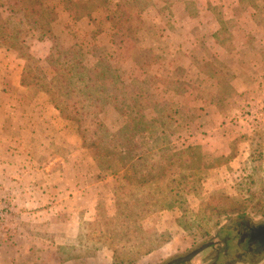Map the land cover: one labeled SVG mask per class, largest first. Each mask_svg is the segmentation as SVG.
Returning a JSON list of instances; mask_svg holds the SVG:
<instances>
[{"label": "rangeland", "instance_id": "374dc122", "mask_svg": "<svg viewBox=\"0 0 264 264\" xmlns=\"http://www.w3.org/2000/svg\"><path fill=\"white\" fill-rule=\"evenodd\" d=\"M52 2L60 43L122 72L146 139L115 100L78 114L64 89L54 106L50 40L0 41V264H168L219 241L233 261L264 222V0H110L94 22ZM14 195L51 196L15 215Z\"/></svg>", "mask_w": 264, "mask_h": 264}, {"label": "trees", "instance_id": "16d2710c", "mask_svg": "<svg viewBox=\"0 0 264 264\" xmlns=\"http://www.w3.org/2000/svg\"><path fill=\"white\" fill-rule=\"evenodd\" d=\"M69 2L72 4L71 15L75 19L86 17L90 22H94L97 20L94 17L95 12H101L107 20L111 19L110 7L108 9L110 0H104L103 4H97L96 0H69ZM256 9H258L257 5ZM55 14L56 5L52 0H0V41L8 48L16 47L25 42L23 33L29 34L32 31L39 40H50L51 48L46 60L54 74L50 86L45 90L51 95L54 106L63 110L57 99L64 89H67L69 99L73 100L67 103L66 109L71 108L78 114L90 113L89 108H95L94 112H96L109 99L115 100V107L123 116L128 120L129 117L131 119L136 117L129 121L134 124V128H138L137 120L141 122V138L146 139L144 131L149 121L144 116L138 118L141 109H136L137 104L124 95L131 87L125 85L122 72L104 58L95 57L97 63L86 62L85 51L78 43L69 46L60 43L52 30ZM114 24L118 25V23ZM107 90L109 93L105 95ZM97 92L100 93L97 95ZM98 122L97 118L92 120V123L98 124ZM116 142L118 144L120 141ZM121 143L123 145L124 141L121 140Z\"/></svg>", "mask_w": 264, "mask_h": 264}, {"label": "flooded vegetation", "instance_id": "af4514ba", "mask_svg": "<svg viewBox=\"0 0 264 264\" xmlns=\"http://www.w3.org/2000/svg\"><path fill=\"white\" fill-rule=\"evenodd\" d=\"M241 236L244 239H246V244L240 250H237V248H235L233 249V251H231V252H235V255L236 254L237 255L233 261H228L229 263L227 262V264H235V263L257 264V263H260L264 255V222L258 223L256 225L250 224L249 227H247V229L244 231V233L241 234ZM227 242H228V239L226 243ZM220 243L221 245L224 244L223 241H219L217 243L212 242V244L207 247V248H210V247L215 248L214 256L212 257V260H215L214 262L215 264H217V262L220 260V257L222 256L225 257L229 255L230 253L229 251L230 249L227 248L226 246L224 247H221V245L219 246ZM244 256H250L251 258L247 259V258H244ZM195 257H193L191 260H193ZM191 260L185 261L182 263H175V264H185V263H189Z\"/></svg>", "mask_w": 264, "mask_h": 264}, {"label": "crops", "instance_id": "0c3cea01", "mask_svg": "<svg viewBox=\"0 0 264 264\" xmlns=\"http://www.w3.org/2000/svg\"><path fill=\"white\" fill-rule=\"evenodd\" d=\"M9 105H11L10 103H9ZM11 112H9L8 114H6L5 116L7 117V118H9V119H11V118H16L15 117V115L17 114L16 112H14V110H12L14 107H13V105H11ZM26 114H27V112H26ZM20 115V114H19ZM21 116V115H20ZM5 117V118H6ZM18 118V117H17ZM16 118V119H17ZM19 119V118H18ZM26 119H28V118H26ZM21 123V122H20ZM17 125H14V127H16ZM22 126L23 127H21L20 129H19V131H21V129L23 130V131H25L26 133H29L30 132V130L31 131H33L34 130V128H36V127H32V125H29V124H27V123H22ZM28 127L30 128L29 130H28ZM0 134H1V132L3 131V128L2 127H0ZM19 134H20V132H19ZM22 134V133H21ZM31 134L33 135V134H35L34 132H31ZM0 137H1V135H0ZM11 149H12V147H11ZM11 149H9V150H11ZM8 149L7 150H4L3 151V153H10L11 151H9ZM13 150H15V149H13ZM5 166H7V167H9L10 165H8V164H5ZM50 196L51 195H14V198H13V196H12V198L14 199V208H15V215H16V213L18 214H25L26 212V207H28V206H41V204H42V202H45L46 200H48L49 198H50ZM11 198V199H12ZM53 199H58L56 202H54V205L53 206H51L49 209H51L52 210V208L53 207H55V203H59V201H60V199H59V197H56V196H54L53 198H52V200ZM34 200H36L35 202H33ZM46 209V208H45ZM47 209L46 210H43V208L42 207H40L39 209H37V210H35V211H31V212H29V214L30 213H32L33 214V216L36 218V221H38V222H40L42 219H41V217L40 216H44L47 212ZM28 213V212H27ZM13 217H14V215H13ZM16 217V216H15Z\"/></svg>", "mask_w": 264, "mask_h": 264}, {"label": "water", "instance_id": "95a60500", "mask_svg": "<svg viewBox=\"0 0 264 264\" xmlns=\"http://www.w3.org/2000/svg\"><path fill=\"white\" fill-rule=\"evenodd\" d=\"M211 244H212V242L205 243V244L201 245L200 247H198V248L192 250L191 252L187 253L186 255H183V256L171 261L169 264L182 263L185 261H189L193 257H195L197 254H199L201 251H203L208 246H210Z\"/></svg>", "mask_w": 264, "mask_h": 264}]
</instances>
